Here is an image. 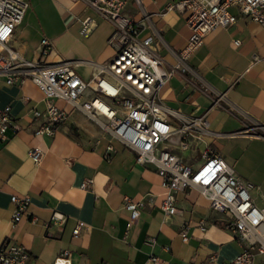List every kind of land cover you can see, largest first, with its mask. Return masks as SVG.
Returning <instances> with one entry per match:
<instances>
[{
	"label": "crops",
	"instance_id": "crops-1",
	"mask_svg": "<svg viewBox=\"0 0 264 264\" xmlns=\"http://www.w3.org/2000/svg\"><path fill=\"white\" fill-rule=\"evenodd\" d=\"M141 1L154 14L153 21L167 46L183 49L190 37L185 14L168 11L162 17L157 15L178 0ZM125 12L136 21L140 18L133 0L128 1ZM230 12L238 16L236 23L208 35L188 63L209 86L225 92L232 104L264 124V28L235 8ZM86 17L94 25L84 34L81 22ZM113 32V26L83 2L28 0L12 45L23 58L39 60L40 41L47 38L53 51L45 61L76 60L74 72L89 80L115 54ZM158 52L165 64H174L166 48ZM160 99L169 111L168 123L175 127L203 116L210 107V100L195 82L178 75L162 87ZM55 104L69 114L68 119L53 137L36 136L43 118L28 112L45 111L43 92L29 80L9 86L0 77V108L9 106L14 119L7 140L0 139V245L6 238L23 245L34 264H53L62 251L69 254L72 264H150L152 255L160 264H210V256L216 258L212 264H221L236 257L241 248L225 227L229 218L212 210L198 190L177 192V212L165 217L160 175L137 164L133 152L82 112L63 100ZM206 117L208 129L202 140L190 141L187 150L174 145L172 150L194 167L209 146L242 180L253 184L249 194L256 205L264 206V140L237 134L243 129L241 120L226 111L213 109ZM109 146L113 147L110 153ZM33 148L42 152L38 165L28 154ZM86 180L92 184L82 189ZM12 195L30 197L26 215L14 228ZM126 198L139 203V217L133 222L124 208ZM55 215L61 220L53 221ZM78 222L84 227L74 237ZM183 232L188 235L186 242L181 238ZM254 262L264 264V257L256 255Z\"/></svg>",
	"mask_w": 264,
	"mask_h": 264
},
{
	"label": "built area",
	"instance_id": "built-area-1",
	"mask_svg": "<svg viewBox=\"0 0 264 264\" xmlns=\"http://www.w3.org/2000/svg\"><path fill=\"white\" fill-rule=\"evenodd\" d=\"M83 2L114 28L111 44L115 54L111 60L95 69L89 80H83L73 70L76 60L48 63L45 59L52 53L53 45L47 38L40 41L41 58L27 60L13 47L12 39L16 27L28 8V0H0V77L9 86L29 80L44 94L45 111L29 110L36 118H43L34 134L53 137L57 127L69 114L60 109L56 100H63L75 110L82 112L111 139L118 141L135 154L136 163L153 168L162 178L164 199L161 210L165 217L177 212L175 194L188 188L198 190L208 201L210 208L229 219L225 227L230 230L241 250L232 261L221 264H255L256 255L264 257V206L256 205L249 191L254 187L242 180L224 158L206 146L197 166H189L172 150L190 148V141H200L207 133L206 114L213 109L223 110L239 117L243 125L237 134L250 135L264 140V124H261L232 104L225 92L209 86L194 71L188 58L202 46L204 39L218 28L234 25L239 15L264 28V0H178L169 3L159 12V17L168 11L185 14L190 37L181 50L170 49L162 38L161 30L153 21L154 14L148 12L141 0H133L140 15L134 20L125 12L129 0H73ZM82 33H88L93 21L86 17L82 22ZM142 31L146 33L141 34ZM238 43V41H235ZM166 48L174 59L167 65L159 55ZM178 75L187 82H195L198 90L210 100L206 113L183 122L180 127L168 123V109L160 99V91L169 78ZM11 108H0V139L7 140V131L13 124ZM108 153L113 147L107 148ZM29 157L35 165L42 159V152L33 148ZM109 156H106V158ZM92 180H86L82 189H87ZM14 207L11 227L14 228L26 215L30 203L28 195H12ZM124 208L130 211L131 222L139 217V203L125 199ZM55 215L53 221H60ZM84 227L78 222L72 231L80 235ZM201 229L204 226L201 223ZM183 242L187 232L181 234ZM153 241V240H150ZM150 264L161 260L151 256ZM215 263V256L209 257ZM0 264H34L32 255L23 245L6 238L0 245ZM53 264H72L69 254L62 251Z\"/></svg>",
	"mask_w": 264,
	"mask_h": 264
}]
</instances>
